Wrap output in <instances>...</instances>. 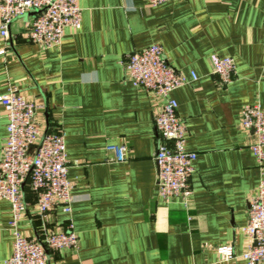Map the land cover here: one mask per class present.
<instances>
[{"label":"crops","instance_id":"obj_1","mask_svg":"<svg viewBox=\"0 0 264 264\" xmlns=\"http://www.w3.org/2000/svg\"><path fill=\"white\" fill-rule=\"evenodd\" d=\"M80 30L66 29L58 49L28 39L32 17L15 20L0 35V96L16 88L41 108L43 132L63 130L72 184V213L61 207L41 218L29 182L19 229L45 236L72 225L78 252H49L48 264H244L219 262L216 248L247 247L248 198L260 174L250 151L252 132L240 113L258 103L264 111V0H78ZM160 45L164 58L196 82L176 90L186 124V149L197 154L188 206L157 196L154 118L163 100L125 82V56ZM235 62L233 82L221 87L216 60ZM0 106V158L6 137ZM126 144V161H111V146ZM11 205L0 201V264L11 256ZM190 219V220H189Z\"/></svg>","mask_w":264,"mask_h":264},{"label":"built area","instance_id":"obj_2","mask_svg":"<svg viewBox=\"0 0 264 264\" xmlns=\"http://www.w3.org/2000/svg\"><path fill=\"white\" fill-rule=\"evenodd\" d=\"M171 1L149 0V4L156 8ZM33 11L38 13L31 19L28 39L43 49L60 48L66 29H81L82 11L78 0H0L1 37L7 39L11 24ZM122 64L125 82L163 100L154 118L159 136L154 157L158 168L157 196L165 203L178 199L188 206L193 195L191 178L198 156L186 149L187 127L179 118L178 104L171 95L196 82L198 77L192 72L188 78L174 69L158 44L125 56ZM235 74V62L230 57L216 60L212 67V75L221 87L230 85ZM0 106L7 121L0 158V201L11 205L8 226L13 236L12 253L5 264H48L49 252H78L79 237L71 224L43 240L27 237L19 229V222L27 211L23 190L26 182L30 184L41 218L57 207L68 216L72 213V184L68 171L78 162L71 163L67 158L63 130L43 132L37 123L41 106L27 100L16 88L0 96ZM240 126L252 132L250 151L256 160L260 181L248 198L247 225L242 230L247 239L245 251L236 256L232 245H221L216 253L223 263L239 259L244 264H264V111L258 103L242 109ZM108 151L115 155L111 161L122 163L126 161L128 146H111Z\"/></svg>","mask_w":264,"mask_h":264},{"label":"water","instance_id":"obj_3","mask_svg":"<svg viewBox=\"0 0 264 264\" xmlns=\"http://www.w3.org/2000/svg\"><path fill=\"white\" fill-rule=\"evenodd\" d=\"M37 13H38V12L33 11V12L29 13L28 15H26L25 17H28V16L33 17V16H35Z\"/></svg>","mask_w":264,"mask_h":264}]
</instances>
